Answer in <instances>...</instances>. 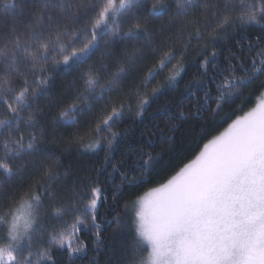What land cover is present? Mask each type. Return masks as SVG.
<instances>
[{
	"label": "snow or ice",
	"instance_id": "obj_1",
	"mask_svg": "<svg viewBox=\"0 0 264 264\" xmlns=\"http://www.w3.org/2000/svg\"><path fill=\"white\" fill-rule=\"evenodd\" d=\"M157 114L202 142L123 199L162 155L129 122ZM108 231L113 264H264V0H0V264H100Z\"/></svg>",
	"mask_w": 264,
	"mask_h": 264
},
{
	"label": "trees",
	"instance_id": "obj_2",
	"mask_svg": "<svg viewBox=\"0 0 264 264\" xmlns=\"http://www.w3.org/2000/svg\"><path fill=\"white\" fill-rule=\"evenodd\" d=\"M168 3L171 4L172 0H168ZM35 11V9H33ZM10 23V22H9ZM249 39L254 38L249 32L248 35ZM240 41L241 44L244 43V39L237 30V33L235 35H232L229 37L228 42L220 48V61L221 63L224 60V57L229 55V49L232 51H239L237 49V41ZM194 53L191 54L188 59L192 61L189 64L188 74L190 75L191 72L195 71L196 69V61L193 60ZM56 84V92L59 93L60 90L64 87L65 81L62 80L59 76L57 77V80L55 82ZM247 95V94H245ZM67 99V98H66ZM243 99V98H242ZM160 103V101H156L153 103L152 107L149 108V112H152L157 104ZM241 103V101H237V104ZM255 103V95H252L247 100L244 101V108L247 110V108L254 106ZM233 108H235V105H233ZM226 111L231 112L232 109H226ZM234 118V117H233ZM227 122H230L228 120ZM131 131L129 133V138L132 139L133 145L136 144L137 139L141 142H145L147 140V136H141V132H155L156 136L154 137L155 140V148H153V152H161L162 155L158 159L156 163V167L152 171V175L149 178L151 181L150 183L141 184L137 188L125 190L123 193V199L126 200H134L136 197L143 195L145 191H147L149 188L155 186V184L158 181H161L163 178H165L171 170L185 157L190 156L196 149L198 142H202L200 140V129L199 127H193L191 124H181L180 130L175 133L176 140L175 144L172 145L167 140V135L169 134L167 132V125L164 122V119L157 114V118L153 119L151 116H146L145 119L141 121H137L135 123L129 122ZM227 123L224 121H221L219 118H217L215 121L212 122V124L209 126V133L214 134L216 131L222 130L223 127H226ZM165 130V139H160V129ZM123 151V149H121ZM103 154L100 153L99 155L90 154V153H84V152H77L75 149L73 152L69 155H66L64 158V162L66 165H72L75 169H93L98 163H100V157ZM111 193V189H109V196ZM104 239L105 243L104 246L99 250V256L98 259L100 261V264H113V261L116 260L119 253H114L112 251L113 248L117 247V241L112 238L110 231L104 233ZM111 241V242H110ZM89 248L91 249V242L88 241ZM61 259H65L64 257H61ZM79 264V262H77Z\"/></svg>",
	"mask_w": 264,
	"mask_h": 264
},
{
	"label": "clouds",
	"instance_id": "obj_3",
	"mask_svg": "<svg viewBox=\"0 0 264 264\" xmlns=\"http://www.w3.org/2000/svg\"><path fill=\"white\" fill-rule=\"evenodd\" d=\"M174 2V0H172V3Z\"/></svg>",
	"mask_w": 264,
	"mask_h": 264
}]
</instances>
